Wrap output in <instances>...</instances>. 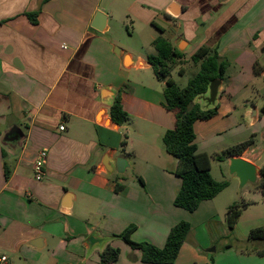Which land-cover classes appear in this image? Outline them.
Returning <instances> with one entry per match:
<instances>
[{
	"label": "crops",
	"instance_id": "1",
	"mask_svg": "<svg viewBox=\"0 0 264 264\" xmlns=\"http://www.w3.org/2000/svg\"><path fill=\"white\" fill-rule=\"evenodd\" d=\"M118 5L133 24L131 37L140 42L123 47L120 55L117 37L110 34L114 21L122 23ZM100 10L108 19L104 33L92 27ZM27 13H38V22ZM160 36L183 56L208 46L229 62L218 102L223 106L213 118L195 123L197 133L223 116L228 85L264 92V0H0V254L22 253L26 262L40 264H105L100 252L110 245L121 254L109 264H146L124 240L112 245L132 225L133 240L165 246L176 224L172 203L182 181L172 173L178 159L159 146L176 121L165 105L166 84L148 61ZM114 94L129 114L123 125L111 117ZM260 117L258 106L247 109L248 121ZM13 126L15 139L5 142ZM41 150L48 158L38 181L34 163ZM250 151L240 157L261 169V156L249 157ZM107 153L125 158L130 167L123 173L100 170ZM214 199L192 213L174 206L184 219L204 209L201 222L212 225L204 227V241L190 233L173 264H264V255L245 244L250 231L264 225V216L242 222V214L230 233L231 205L221 215ZM141 223L148 232L143 236ZM94 233L112 239L89 252ZM37 238L38 248L31 246ZM255 245L264 248L262 242Z\"/></svg>",
	"mask_w": 264,
	"mask_h": 264
},
{
	"label": "trees",
	"instance_id": "2",
	"mask_svg": "<svg viewBox=\"0 0 264 264\" xmlns=\"http://www.w3.org/2000/svg\"><path fill=\"white\" fill-rule=\"evenodd\" d=\"M26 15L32 23L38 22V13H27ZM153 45L156 53L150 55L148 61L152 65L156 77L166 84L164 89L165 105L175 114L176 119L175 127L168 130L163 137L166 152L178 159V166L174 173L182 181L174 205L192 213L199 208L203 201L214 199L229 186L228 182H219L212 176L211 156L206 152L199 151L194 129L198 120H209L216 116L219 104L209 110H202L200 103H196L193 108H190L197 96L207 92L208 85L212 80L225 79L229 62L219 56L217 49L208 46L200 47L191 57L193 63L199 65V71L189 80L186 87L180 88L170 75L173 66L183 57V54L170 41L161 36L154 40ZM255 73L260 75L261 70L256 68ZM111 117L117 125H123L128 121L129 114L124 109L119 95L111 106ZM253 143L254 139L250 138L227 149L224 154L228 158L235 155L240 156ZM125 145L126 141L122 143V149ZM260 170L261 183L253 189L259 190L264 197V166ZM10 173V170L6 169V178L10 177ZM138 181L144 185L141 178ZM119 189L121 186H118L117 190ZM247 205L248 203L242 201L233 203L229 207L227 224L230 233L233 232ZM134 229L135 226L132 225L116 237L124 240L133 250L140 251L143 263L173 264L190 235L192 226L186 220L173 226L163 248L149 242L134 241L131 238ZM259 242L264 243V225L250 231L249 239L245 243L246 250L251 249L263 256L264 248L258 250L255 245ZM120 254L119 248L109 245L100 252L101 261L105 264L113 263L119 259Z\"/></svg>",
	"mask_w": 264,
	"mask_h": 264
},
{
	"label": "rangeland",
	"instance_id": "3",
	"mask_svg": "<svg viewBox=\"0 0 264 264\" xmlns=\"http://www.w3.org/2000/svg\"><path fill=\"white\" fill-rule=\"evenodd\" d=\"M117 12L122 19V23L120 21H114V25L110 33L117 37L118 42L116 47L123 49V47L127 46H139V39L136 36L131 37L130 35H135L133 34V24L131 23V21H126L125 19H123L126 15L124 9L120 5H118ZM183 67L185 68V71ZM198 71L199 68L193 63L192 59L190 58V53H188L183 56V60L179 59L176 62V64L173 66V69L171 70L170 77L175 81L178 87L184 88L188 84L189 80L192 79ZM150 76L151 75L147 76V82H149V79L152 78ZM228 77L229 76L227 74L225 76V79H228ZM160 84H163V82ZM254 92L256 93V91H252L251 88L246 90L239 88L238 86L236 88H232L231 85H228V88L225 91V95H227L225 96L227 98V104H225L223 107V116L219 117L221 119L211 123L205 130L198 127V133L196 131L195 133L196 137H198L197 144L199 147V151L207 152L211 156L212 176L219 182H228L230 184V186H228L224 191H222L218 196L215 197L213 202L217 210L222 215L224 212H227L228 205L244 201L245 203H248V205L243 209V216L241 220L242 222L253 221L255 223L264 216V199L261 196V192L254 190L250 185H247L242 189L240 188L239 181L237 179H234L229 172L228 157L224 154L227 149L236 146L250 138H253L254 143L251 145L249 157L256 158L259 155L261 156V159L258 160V163L262 165L264 163V115L262 113L264 97L261 95L264 94V92H259L260 96L254 94ZM219 105L223 106L221 101ZM251 106H258L261 115V117L253 123L246 119L247 109H249ZM5 123L6 122H4L3 125L4 127H6ZM159 146L160 148H163L164 144L161 142ZM172 173H174V171ZM149 175L150 174L148 173L145 176ZM133 176L136 177V174H134ZM172 206L174 210H176L174 207V203H172ZM174 210H172L171 215L172 221L176 224H178L182 220L190 222L192 226V235H196L199 241H204V227L206 226V224L208 226L212 225L211 222H205L202 224L201 221L204 219V209H201V211H199V213H197V215H195L193 218L186 219L181 217L182 213L180 211L175 212ZM166 211L168 212V208ZM144 224H140V229L138 231L141 236L148 234V232H145L146 228L144 227ZM151 234H155V230L153 232H150V235ZM114 238L116 239L112 240L113 246L118 245L119 247L121 244H125L121 238ZM127 248L129 251H131L130 247ZM213 248L214 247H207L209 251H213ZM24 257L25 256L22 253H17L13 258L9 257L10 264L41 263V260L39 262H26L24 260Z\"/></svg>",
	"mask_w": 264,
	"mask_h": 264
},
{
	"label": "water",
	"instance_id": "4",
	"mask_svg": "<svg viewBox=\"0 0 264 264\" xmlns=\"http://www.w3.org/2000/svg\"><path fill=\"white\" fill-rule=\"evenodd\" d=\"M107 16L104 10H100L95 14L94 20L92 22V27L99 32L104 33L107 30ZM115 52L120 55L122 53V49L116 48ZM130 57L128 55L125 56V62L128 64V59ZM225 85V81L223 79H214L208 85V90L206 93L197 96L194 102L191 104L190 108H193L196 103L201 104L202 110H209L210 108H214L218 105L220 94L223 91ZM116 94H114V98L112 101L115 102ZM252 113L256 117V109L253 108ZM252 118V116H250ZM16 132V127L13 128L6 134L4 140L5 142H9L14 140L15 136L13 135ZM229 161V172L234 179H237L240 183V188H244L247 185H250L252 188H256L261 183L262 175L261 170L255 164L243 159L240 156H231L228 158ZM130 165L128 161L119 157L117 159H113L111 153H107L103 159V163L100 170H104L109 174H112L115 169L119 173H123L129 168ZM112 238L101 237L98 233L92 234L87 240V245L89 248V252H91L96 247L103 249L105 244L109 242ZM40 243H42L41 238H37L31 242V246L36 248L40 247ZM214 250V248H213Z\"/></svg>",
	"mask_w": 264,
	"mask_h": 264
},
{
	"label": "built area",
	"instance_id": "5",
	"mask_svg": "<svg viewBox=\"0 0 264 264\" xmlns=\"http://www.w3.org/2000/svg\"><path fill=\"white\" fill-rule=\"evenodd\" d=\"M61 130H64L65 127L61 126ZM48 158L47 150H41L38 153V156L34 163L35 178L38 181H41L46 175V162ZM0 264H10V259L6 254H0Z\"/></svg>",
	"mask_w": 264,
	"mask_h": 264
},
{
	"label": "bare ground",
	"instance_id": "6",
	"mask_svg": "<svg viewBox=\"0 0 264 264\" xmlns=\"http://www.w3.org/2000/svg\"><path fill=\"white\" fill-rule=\"evenodd\" d=\"M128 61L130 62V58L128 59Z\"/></svg>",
	"mask_w": 264,
	"mask_h": 264
}]
</instances>
